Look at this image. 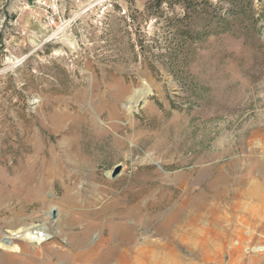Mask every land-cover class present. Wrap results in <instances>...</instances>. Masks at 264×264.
<instances>
[{
    "label": "rangeland",
    "instance_id": "1",
    "mask_svg": "<svg viewBox=\"0 0 264 264\" xmlns=\"http://www.w3.org/2000/svg\"><path fill=\"white\" fill-rule=\"evenodd\" d=\"M63 10L58 29L32 0H0V243L22 248L0 264L264 256L245 250L264 245V0ZM31 224L49 240L11 235Z\"/></svg>",
    "mask_w": 264,
    "mask_h": 264
},
{
    "label": "bare ground",
    "instance_id": "2",
    "mask_svg": "<svg viewBox=\"0 0 264 264\" xmlns=\"http://www.w3.org/2000/svg\"><path fill=\"white\" fill-rule=\"evenodd\" d=\"M66 34V33H65ZM68 41L70 43V45L72 46L73 49H76V41L68 38ZM120 90V89H119ZM149 94V90L148 91H139V92H135L134 95H132L129 99V106H127V109L129 111L132 110V108H134L133 102H137L141 97H145L146 95ZM110 174V172H108V175ZM118 227V226H117ZM34 228H39V229H48L49 230V226H47L46 224H42V225H27V226H23L18 228L13 234L11 233V235L15 236V237H19L22 238L23 240H27L29 242H35V236H34ZM116 230L118 231L119 235L121 238H128L131 235L132 229L131 228H124L122 226L116 228ZM243 231V237H245ZM10 239V238H9ZM37 244V243H36ZM154 246H158V244H156V240L153 241V243H151ZM118 247L119 246H114L109 248L106 253L104 254V256L102 258L105 259H111L115 256V254L118 252ZM0 248L2 249H6L9 251H13V252H21L22 248L15 242L13 241H3L0 243ZM264 249V248H263ZM262 249V250H263ZM140 251V249L138 250ZM137 253V251H136Z\"/></svg>",
    "mask_w": 264,
    "mask_h": 264
},
{
    "label": "built area",
    "instance_id": "3",
    "mask_svg": "<svg viewBox=\"0 0 264 264\" xmlns=\"http://www.w3.org/2000/svg\"><path fill=\"white\" fill-rule=\"evenodd\" d=\"M64 0H32V5L42 11L43 17L50 25L55 24L56 28L60 29L64 24V10H63ZM61 24V27H59ZM245 237L244 240L248 243V240H251L253 237V230L249 227H246L244 230ZM35 242L37 244H42L45 241L49 240L48 231L46 229L34 230ZM7 239V238H6ZM248 239V240H247ZM264 248L263 244L250 246L247 245L245 250L247 253H250L254 250H262ZM264 250V249H263Z\"/></svg>",
    "mask_w": 264,
    "mask_h": 264
},
{
    "label": "crops",
    "instance_id": "4",
    "mask_svg": "<svg viewBox=\"0 0 264 264\" xmlns=\"http://www.w3.org/2000/svg\"><path fill=\"white\" fill-rule=\"evenodd\" d=\"M9 241H11L12 239L10 238H7ZM6 239V240H7ZM7 240V241H8ZM13 241V240H12ZM15 242V241H13ZM17 243V242H15ZM18 244V243H17ZM20 246V244H18ZM37 245V244H35ZM21 247V246H20ZM22 251V250H21ZM17 253V252H16ZM20 253V252H18ZM246 264H264V256H253V257H250L247 261H246Z\"/></svg>",
    "mask_w": 264,
    "mask_h": 264
},
{
    "label": "water",
    "instance_id": "5",
    "mask_svg": "<svg viewBox=\"0 0 264 264\" xmlns=\"http://www.w3.org/2000/svg\"><path fill=\"white\" fill-rule=\"evenodd\" d=\"M121 169H122L121 165L116 166L111 173L112 178L116 177L121 172Z\"/></svg>",
    "mask_w": 264,
    "mask_h": 264
}]
</instances>
